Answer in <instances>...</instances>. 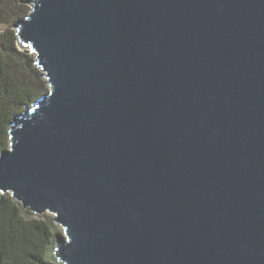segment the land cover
<instances>
[{
	"label": "water",
	"instance_id": "1",
	"mask_svg": "<svg viewBox=\"0 0 264 264\" xmlns=\"http://www.w3.org/2000/svg\"><path fill=\"white\" fill-rule=\"evenodd\" d=\"M49 90L0 192L51 213L59 264H264V0H28Z\"/></svg>",
	"mask_w": 264,
	"mask_h": 264
},
{
	"label": "trees",
	"instance_id": "2",
	"mask_svg": "<svg viewBox=\"0 0 264 264\" xmlns=\"http://www.w3.org/2000/svg\"><path fill=\"white\" fill-rule=\"evenodd\" d=\"M28 0H0V153L10 145V123L49 90L35 54L20 48L14 23L25 17ZM54 218L26 210L0 192V264H59Z\"/></svg>",
	"mask_w": 264,
	"mask_h": 264
},
{
	"label": "rangeland",
	"instance_id": "3",
	"mask_svg": "<svg viewBox=\"0 0 264 264\" xmlns=\"http://www.w3.org/2000/svg\"><path fill=\"white\" fill-rule=\"evenodd\" d=\"M29 6H30V10H31V4H29ZM30 12V11H29ZM44 215H48L49 217H52V218H54V216L51 214V213H45ZM53 222L55 223V221L53 220ZM56 224V223H55ZM56 226L58 227V233L59 234H64V230H63V228L61 227V226H59V225H57L56 224Z\"/></svg>",
	"mask_w": 264,
	"mask_h": 264
}]
</instances>
